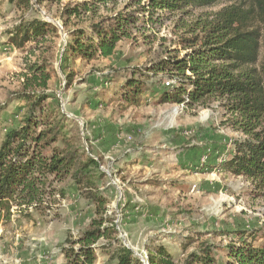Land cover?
<instances>
[{
  "label": "rangeland",
  "instance_id": "rangeland-1",
  "mask_svg": "<svg viewBox=\"0 0 264 264\" xmlns=\"http://www.w3.org/2000/svg\"><path fill=\"white\" fill-rule=\"evenodd\" d=\"M15 1L0 0V141L23 115L25 101L17 92L27 65L45 61L52 71L47 92L60 102L54 114L64 122V130L75 144L99 159L105 176L98 184L108 200L103 216L114 220V237L135 256L145 262L148 250L165 245L181 261L207 240L222 260L231 241L225 231L264 226V186L258 188L250 180L218 168H203L208 153L220 160L232 147V140L242 136L226 123L229 113L219 102L192 107L153 102L124 109L116 96L127 79V69L148 65L165 55L166 49L178 48L177 39L187 37L189 27L235 0L171 13L163 22H137L111 56L68 58L64 71L60 55L65 41L72 31L88 25L90 14L68 18L62 5L82 0H31L30 9ZM126 1L112 0L107 10L100 6L94 20L123 7ZM34 17L55 24L58 36L48 38L46 44L27 42L22 48L4 43L8 30L21 18ZM261 32L262 52L264 28ZM95 103H99L96 108ZM108 132L119 138L105 136ZM104 145L113 148L106 151ZM193 147L204 153L200 160L195 158L196 165H188L182 162L184 150ZM214 148L217 150L212 151ZM54 188H62L65 195L56 192L22 212L16 205L11 207L9 219L0 223V264H69L65 256L68 241L88 229L99 214L69 177L56 182ZM189 238L195 242L187 243ZM97 243L102 245L95 250L93 264H115L111 242L101 237Z\"/></svg>",
  "mask_w": 264,
  "mask_h": 264
},
{
  "label": "trees",
  "instance_id": "trees-1",
  "mask_svg": "<svg viewBox=\"0 0 264 264\" xmlns=\"http://www.w3.org/2000/svg\"><path fill=\"white\" fill-rule=\"evenodd\" d=\"M218 1L127 0L123 7L99 15L97 20L94 16L98 8L104 6L107 10L112 0H82L62 5L68 18L90 14V22L72 31L65 41L60 55L61 69L64 71L63 63L68 58L91 60L111 56L137 22H163L171 13H186ZM18 4L25 9L33 6L31 0H19ZM195 24L187 29V37L177 39L178 48L166 49L165 55L148 65L127 69V79L116 96L124 109L153 102L189 107L219 102L229 113L226 123H231L242 136L232 140V147L220 160L218 155L208 153L203 168H218L261 188L264 186V49L261 52L264 0H235ZM58 30L42 17L21 18L8 30L4 43L15 48L30 41L46 44L48 38L58 36ZM51 73L42 61L28 64L22 74V88L17 97L25 101L24 112L18 124L6 130L0 141V223L9 219L13 205L22 212L56 192L64 196V190H56L54 184L69 177L74 188L96 206L95 212L99 214L88 229L68 241L65 256L69 264H93L95 250L102 245L97 243L101 237L114 246L115 264H264V226L225 231L231 241L224 248L222 260L215 255L214 244L207 240L181 261L165 245L148 250L144 262L120 244L114 237V220L103 216L108 200L98 184L105 176L99 159L76 145L64 130V122L54 114L60 102L47 92ZM65 76L69 82L71 75ZM146 93L147 97H143ZM203 153L200 147L184 150L182 162L196 165L195 158L200 160ZM192 242L194 238L187 240Z\"/></svg>",
  "mask_w": 264,
  "mask_h": 264
},
{
  "label": "crops",
  "instance_id": "crops-1",
  "mask_svg": "<svg viewBox=\"0 0 264 264\" xmlns=\"http://www.w3.org/2000/svg\"><path fill=\"white\" fill-rule=\"evenodd\" d=\"M112 135H110V133H106L105 136H109L110 138H112L113 140H117V138H119V136L115 133V132H111ZM105 148L106 151L110 150L111 148H113V146H108V145H104L103 146Z\"/></svg>",
  "mask_w": 264,
  "mask_h": 264
},
{
  "label": "built area",
  "instance_id": "built-area-1",
  "mask_svg": "<svg viewBox=\"0 0 264 264\" xmlns=\"http://www.w3.org/2000/svg\"><path fill=\"white\" fill-rule=\"evenodd\" d=\"M181 105H183V104H181Z\"/></svg>",
  "mask_w": 264,
  "mask_h": 264
}]
</instances>
